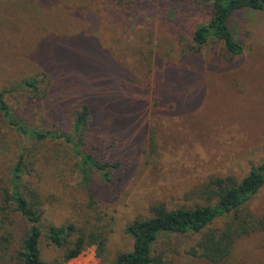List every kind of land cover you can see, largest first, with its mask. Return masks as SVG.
I'll return each mask as SVG.
<instances>
[{"label":"rangeland","instance_id":"obj_1","mask_svg":"<svg viewBox=\"0 0 264 264\" xmlns=\"http://www.w3.org/2000/svg\"><path fill=\"white\" fill-rule=\"evenodd\" d=\"M211 15L199 0H0V89L37 76L44 94L38 100L19 89L6 96L8 105L29 125L49 128L69 125L87 103L93 122L86 150L119 165L110 181L95 171L84 180L70 149L52 143L34 152L30 176L52 220L106 235L108 260L131 251L125 229L149 218L151 206L212 204L202 194L209 178L239 183L264 164V11L233 15L230 27L243 46L235 58L216 40L193 46V31ZM49 103L63 110L49 115ZM28 145L0 121L2 186ZM246 209L260 230L236 239L220 264H264V186ZM200 238L165 235L155 249L165 264H211L190 253ZM4 253L9 259L12 248ZM42 253L43 264L60 256L45 245ZM65 264L107 262L89 247Z\"/></svg>","mask_w":264,"mask_h":264},{"label":"trees","instance_id":"obj_2","mask_svg":"<svg viewBox=\"0 0 264 264\" xmlns=\"http://www.w3.org/2000/svg\"><path fill=\"white\" fill-rule=\"evenodd\" d=\"M28 1L41 4L55 2ZM199 1L209 5L212 15L207 23L198 25L193 31V46L198 49L208 41L216 40L222 43L223 49L231 58L242 55L243 46L231 30V19L240 10L264 11V0ZM38 78L30 77L11 87L0 89V121L3 128L13 130L30 144L23 147L18 155L11 169L9 185L2 186L0 183V264H43L44 245L60 253L52 264H65L89 247H94L96 257L107 264H165L155 245L161 236L173 234H201L190 253L211 264H220L230 255L236 239L260 230L257 226L260 220L255 223L254 216L246 206L264 186V164L252 169L239 183L228 185L230 180L209 178L202 187V194L212 204L173 210H167L163 204L151 206L149 218L135 220L125 229L132 240L131 251L117 253L111 260L105 258L106 235L94 226L52 220L41 188L30 176L31 172H35L34 165L39 159H36L34 152L39 147H48L52 143H59L70 149L84 172V180L89 179L87 177L90 171H95L105 181H110L111 171L119 165L101 162L86 150L93 122L91 108L87 103L81 104L73 112L69 125L57 123L49 128L34 127L15 114L8 105L6 96L22 89L42 100L44 94L39 89ZM46 106L49 115L52 110H63L60 104L49 103ZM223 217L232 219L222 228L210 229L213 223ZM260 223L264 225V220ZM10 248L12 255L7 259L4 252Z\"/></svg>","mask_w":264,"mask_h":264}]
</instances>
